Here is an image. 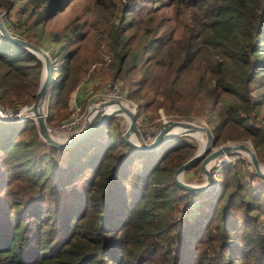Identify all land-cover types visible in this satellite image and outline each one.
<instances>
[{
    "label": "trees",
    "instance_id": "obj_1",
    "mask_svg": "<svg viewBox=\"0 0 264 264\" xmlns=\"http://www.w3.org/2000/svg\"><path fill=\"white\" fill-rule=\"evenodd\" d=\"M87 2L76 13L78 0H0L12 33L50 59L46 123L86 110L72 94L93 80L102 91L105 76L121 81L136 118L198 116L215 144L249 139L264 160V0ZM150 3L172 7L179 35ZM41 68L0 34V106L30 104ZM122 132L113 115L58 148L33 118L0 117V264H264V176L244 157L192 192L172 179L195 150L185 135L142 150Z\"/></svg>",
    "mask_w": 264,
    "mask_h": 264
},
{
    "label": "water",
    "instance_id": "obj_2",
    "mask_svg": "<svg viewBox=\"0 0 264 264\" xmlns=\"http://www.w3.org/2000/svg\"><path fill=\"white\" fill-rule=\"evenodd\" d=\"M0 34L5 38L14 41L21 47H24L36 57L41 60L42 68L40 72V77L38 80V86L34 93V99L30 104H24L19 107L16 112L9 117H4L9 120H18L25 117L33 118L39 136L48 144L58 147L65 148L72 145L79 139L86 136L94 128L101 125L104 120L113 115H120V113H125L128 116L127 126L122 132V138L130 144V146L142 149L150 150L157 148L164 141L178 135H187V130H201L205 136V141L203 145H199L190 157L185 161L178 164L172 172V179L176 185L181 188L187 189L192 192H199L208 189L213 183V176L211 173L210 162L217 157H220L229 153H243L246 155L248 163L253 168L255 174L259 176H264V165L262 161L257 157L254 149L251 147L249 141H226L219 145L215 144L212 134L206 124L192 123L189 119H164L154 132V137L151 141L146 142L145 140L136 141L133 139L134 133L138 132V127L136 124V113L133 111L132 106L124 105L122 101L118 99H102L98 102L92 103L87 107L84 120L76 131L67 138H57L46 130V120L43 116V109L45 107L46 94L50 87L51 82V64L47 53L40 47L36 46L32 42L15 35L7 30L3 23L0 22ZM117 103L115 110L106 111L104 106L111 103ZM27 111L21 114V110ZM2 111V106H0V114ZM1 117V115H0ZM3 118V117H1ZM179 125L182 127L180 131H169L172 125ZM199 162L198 171L203 178L202 183H191L182 179L185 169L191 164Z\"/></svg>",
    "mask_w": 264,
    "mask_h": 264
},
{
    "label": "rangeland",
    "instance_id": "obj_3",
    "mask_svg": "<svg viewBox=\"0 0 264 264\" xmlns=\"http://www.w3.org/2000/svg\"><path fill=\"white\" fill-rule=\"evenodd\" d=\"M78 3H79V5H78ZM78 3H77V6H76L77 10H74L73 9L72 10L73 12L74 11H77L76 13H80L83 10V8L87 5L88 2H87V0H78ZM150 5H151V3L147 5V8L148 9H149V6ZM154 5H155V3H152V5L150 6V8L151 7L152 8L156 7ZM156 8L158 10V13L156 14V12H155V14L156 15H161V16L165 17L167 19V21H168V24L173 25L175 27L177 26L176 27V31H177V34L179 35L180 32H181V27H180L181 24H179V23L177 24L172 19V7H170V6L159 7V5H157ZM150 14L152 15V12ZM153 15H154V13H153ZM7 17H8V21L11 22V23L15 19L14 14L12 12L7 13ZM182 21H184V20H182ZM104 48L105 47L103 45H101V47L99 46V48H98V51H99V53H100L101 56L102 55L103 56H106V52L104 51ZM83 49H84L83 50L84 55H87V56L91 55V51H90L91 46L90 45H87ZM98 63H100V62L98 61ZM102 79H103V82H104L106 79H109V77L103 76ZM117 81L121 85V81L118 80V79H117ZM94 83H95V81L93 80V81H89V82H83L82 84H80V86L78 87V89L77 88H76L77 90L75 89L76 90L75 92H77V93H76L74 99H76V101H77V98L79 96L78 93L81 92V94L83 96L82 99H84V102H87V104H92V103H95V102H98V101L102 100L103 99V96L101 95V92L102 91L98 90L97 92H95L93 90V88H92L93 87L92 85ZM25 111H27V110H25ZM25 111H23V112H25ZM117 116L121 117V126H122V128L124 130L125 127L127 126V122H125L124 117H122L120 115H117ZM164 119L165 120L166 119H173V120L189 119L191 122H192V120H196L199 123L202 122V123L206 124L205 121L202 118L198 117V116H188V117H185V116L176 115V114L166 115V114H164L162 108H159L157 110V112H147L146 111V112L141 113V116L138 118L139 123H137V126L140 129L141 135L144 136L143 131H145V128L146 127H150L155 132V130L158 128L159 124ZM192 123H195V122H192ZM199 135H200V137H202V138L205 139V136H204L203 132L199 131ZM185 136L187 137V139L191 143H193L195 145V149L199 146L198 141L195 138L193 139V137H191L189 135H185ZM247 140L249 141V143H250V145L252 147V144H251V142H250L249 139H244L243 141H247ZM226 141H238V140H224L221 143H224ZM221 143H219V144H221ZM219 144H216V145H219ZM238 155L244 157L247 160V157H246L245 154L238 153ZM259 159L262 161V163L264 165V160L261 159V158H259ZM249 167L252 169V167L250 166V164H249ZM182 179L185 180V181H187V182H191V183H202L203 182V178H202V176L200 175L199 172H197L196 174L194 172H190L188 174H183Z\"/></svg>",
    "mask_w": 264,
    "mask_h": 264
},
{
    "label": "built area",
    "instance_id": "obj_4",
    "mask_svg": "<svg viewBox=\"0 0 264 264\" xmlns=\"http://www.w3.org/2000/svg\"><path fill=\"white\" fill-rule=\"evenodd\" d=\"M0 22L4 24L8 31L12 33L13 25L11 22L8 21L7 12L0 8ZM103 99H118L120 101H125L128 105L132 106L133 111H136V104L132 101L125 99L124 94L121 89V85L117 80H105L103 83V90L101 92ZM87 110V108H86ZM86 110L78 111L74 114H71L68 118L59 121V122H52L46 123V130L51 135L58 137V138H67L71 136L76 129L80 126L82 121L84 120ZM13 114V111L9 107H2L1 117H9ZM43 116L46 118L47 112L44 107L43 109ZM139 123L138 118H136V124ZM138 127V126H137ZM144 140L147 142L151 141L154 137V131L150 127H146L145 131H143ZM238 157V153H229L217 157L213 160L211 164V173L213 177H218L219 175V168L224 162H234Z\"/></svg>",
    "mask_w": 264,
    "mask_h": 264
},
{
    "label": "bare ground",
    "instance_id": "obj_5",
    "mask_svg": "<svg viewBox=\"0 0 264 264\" xmlns=\"http://www.w3.org/2000/svg\"><path fill=\"white\" fill-rule=\"evenodd\" d=\"M122 103H123L124 105H126V102H125V101H122ZM116 107H117V103L115 102V103H111V104H107V105H105V106H104V109H105L106 111H111V110H115ZM26 110H27V109H26ZM23 111H25V110L22 109V110H21V114H23V113L26 112V111H25V112H23ZM120 114H121L122 117H124L125 122H127V121H128V116H127L125 113H120ZM192 122H195V124H200V123H199L198 121H196V120H192ZM138 130H139V133H138V132L134 133V135H133V139L136 140V141L144 140V138H143L142 135H141V132H140V129H139V128H138ZM180 130H182V127H180L179 125H175V124L172 125V126L169 128V131H180ZM199 131H201V130H197V129H195V130H187V129H186L187 135L193 137V139L195 138V139L198 141V144L201 146V145H203L205 139L202 138V137H200V135H199ZM201 132H202V131H201ZM57 138H58V137H57ZM58 139H59V138H58ZM147 142H148V141H147ZM212 162H213V160L210 162V165L212 164Z\"/></svg>",
    "mask_w": 264,
    "mask_h": 264
},
{
    "label": "crops",
    "instance_id": "obj_6",
    "mask_svg": "<svg viewBox=\"0 0 264 264\" xmlns=\"http://www.w3.org/2000/svg\"><path fill=\"white\" fill-rule=\"evenodd\" d=\"M76 93H77V92H74V93L72 94L71 105H72L73 107H75V108H78V107L80 106L81 102L83 101V99H82L83 96H82L81 92H79V93H78L79 96H78L77 101H76V99H74Z\"/></svg>",
    "mask_w": 264,
    "mask_h": 264
}]
</instances>
